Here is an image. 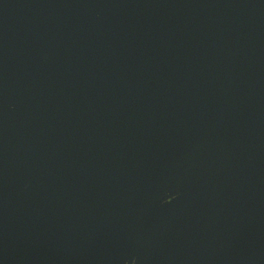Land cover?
<instances>
[{
    "label": "water",
    "instance_id": "95a60500",
    "mask_svg": "<svg viewBox=\"0 0 264 264\" xmlns=\"http://www.w3.org/2000/svg\"><path fill=\"white\" fill-rule=\"evenodd\" d=\"M0 264H264V0H0Z\"/></svg>",
    "mask_w": 264,
    "mask_h": 264
},
{
    "label": "snow or ice",
    "instance_id": "6c2138e0",
    "mask_svg": "<svg viewBox=\"0 0 264 264\" xmlns=\"http://www.w3.org/2000/svg\"><path fill=\"white\" fill-rule=\"evenodd\" d=\"M170 195V194H169Z\"/></svg>",
    "mask_w": 264,
    "mask_h": 264
}]
</instances>
